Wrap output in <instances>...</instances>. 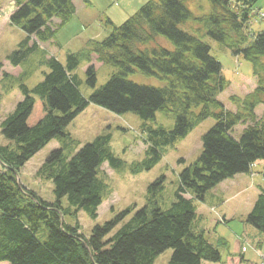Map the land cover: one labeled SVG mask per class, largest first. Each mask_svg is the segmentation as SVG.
<instances>
[{"label":"trees","instance_id":"1","mask_svg":"<svg viewBox=\"0 0 264 264\" xmlns=\"http://www.w3.org/2000/svg\"><path fill=\"white\" fill-rule=\"evenodd\" d=\"M200 1L147 0L119 26L106 18L107 35L102 40H88L63 63L54 56L47 58L48 72L39 83L32 88L20 84L23 98L0 122V133L9 141L0 145V262L154 264L158 255L172 249L169 264H223L219 248L226 243L214 237L211 242L210 229L198 225L204 214L193 199L204 202L207 192L218 184L251 175L256 163L264 162V115L258 119L255 112L264 105V32L249 31L258 0H204L208 11L195 14L188 4ZM74 13L73 0H14L9 21L26 37L8 56L11 65L19 66L38 47L31 37L51 44L57 29ZM186 23L194 34L178 28ZM159 36L172 47L160 44ZM204 36L252 66L256 87L243 98L230 97L234 111L227 110L218 98L229 82L203 42ZM93 59L116 69L96 89ZM82 62L88 64L86 85L93 89L88 97L79 91L74 73ZM135 70L163 85L131 81L129 75ZM90 104L116 114L133 113L145 122L153 121L157 111L172 114V130L146 128L147 158L135 165L134 173L151 169L160 160L162 148L185 138L202 121L212 118L214 125L202 136L197 161L180 172L175 200L168 208H160L155 198L163 189L164 178L160 177L149 186L146 204L128 220L132 208L95 225L85 238L77 222L69 225L63 218L65 214L76 217L82 209L95 219L98 207L111 193L100 169L104 163L112 168L122 163L111 151L109 134L98 135L77 149V141L66 132ZM238 125L244 128L236 139L232 131ZM54 139L59 148L50 152L36 172L52 182L55 201L47 203L20 184L18 171ZM63 197L72 211L61 206ZM217 221L226 222L222 216ZM246 222L264 233V190L259 191ZM235 255H227L224 264L245 261Z\"/></svg>","mask_w":264,"mask_h":264},{"label":"rangeland","instance_id":"2","mask_svg":"<svg viewBox=\"0 0 264 264\" xmlns=\"http://www.w3.org/2000/svg\"><path fill=\"white\" fill-rule=\"evenodd\" d=\"M73 0L75 13L70 21L59 27L51 44L39 43L31 37V43L36 42L38 47L31 51L25 60L17 67L11 65L8 56L18 48L25 39L26 34L18 27L12 25L9 17L14 10V0H0V122L14 109L23 97L20 84L32 88L39 83L43 74L48 72L45 60L54 56L63 63L69 53L82 48L88 40H102L107 35L105 19L109 18L116 26L121 25L128 17L136 13L147 0ZM204 2V3H203ZM190 2L189 9L195 13L208 11V4ZM203 7V9L200 8ZM254 10L263 14L251 16L249 31L251 34L264 32V0H258ZM56 22V20H54ZM178 28L186 33L194 34L190 23L180 24ZM165 47H172L164 37L157 38ZM210 47V54L221 64V74L229 82L228 87L219 95V100L225 108L234 111L235 107L230 97L243 98L256 87L251 64L241 56H235L227 48L208 36L202 38ZM96 71V88L102 87L109 77L116 71L110 65H103L94 59L92 62ZM88 64L82 62L75 70L79 91L84 97L90 96L93 89L86 85L85 71ZM129 79L137 84L162 86L163 83L153 77H148L135 70ZM257 118L264 115V105H259L256 110ZM214 125V120L208 118L199 123L185 138L177 140L172 145L162 148L160 160L149 170L133 172L137 164L146 158V128L163 127L170 131L174 127V118L171 113L157 111L153 121H143L133 113L116 114L104 108L90 104L81 112L65 129L78 143V147L91 142L101 134L110 135V148L116 158L122 163L117 168L109 167L104 163L100 175L109 186L111 193L98 207L97 217L92 219L84 210H79L76 217L65 214L63 220L66 224L79 225V232L88 238L95 225H102L113 220L120 212L132 208V212L125 219L128 220L137 210L142 208L149 196V186L163 177V189L155 194L160 208L166 209L175 200L174 194L178 188L180 172L195 163L202 152V136ZM243 125H238L232 131L234 138L238 139ZM7 141L0 133V145H7ZM59 148L57 139L49 142L42 150L34 155L18 171V180L21 185L33 191L41 200L53 203L52 182L36 175L37 170L44 163L51 151ZM76 149V150H77ZM264 163V162H259ZM2 166L0 164V171ZM251 175H244L240 182L226 180L211 189L204 197V202L193 199L197 210L203 211L204 218L198 225H206L210 229L211 237L222 239L224 247H220L221 263H225L227 255L237 254L239 248L245 260L241 264H262L264 257V233L260 232L246 222V217L256 200L259 191L264 190V164H256ZM243 177V176H238ZM238 180V179H236ZM191 198V195H186ZM64 209L73 210L66 199H61ZM218 216L225 217L226 222H218ZM122 224V223H121ZM116 226L117 230L120 225ZM114 232V231H113ZM42 230V238H45ZM209 237V235H207ZM241 244V246H240ZM260 250V251H259ZM246 251V253H245ZM172 249L163 251L155 259L154 264H169ZM0 264H8L0 262ZM202 264H215L203 262ZM218 264V263H217ZM264 264V263H263Z\"/></svg>","mask_w":264,"mask_h":264},{"label":"crops","instance_id":"3","mask_svg":"<svg viewBox=\"0 0 264 264\" xmlns=\"http://www.w3.org/2000/svg\"><path fill=\"white\" fill-rule=\"evenodd\" d=\"M256 164H264V163H259V162H257ZM238 176H243V177H238ZM238 176H236V177H234L233 179H231V180H233L232 182H234V181H238V182H240L239 180H240V178H244V175H238ZM245 176H247V175H245ZM236 179H238V180H236ZM241 183V182H240ZM201 212V214H203V211H200ZM240 246H241V244H240ZM241 247L239 248V252H238V255H242L243 257H245V255H244V253L242 254V252H241ZM260 251V250H259ZM245 253H246V251H245ZM244 260H245V258H244ZM246 261V260H245Z\"/></svg>","mask_w":264,"mask_h":264}]
</instances>
